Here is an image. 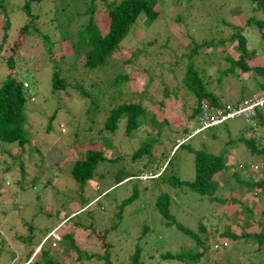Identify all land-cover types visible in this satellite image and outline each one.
I'll return each instance as SVG.
<instances>
[{
  "label": "rangeland",
  "instance_id": "obj_1",
  "mask_svg": "<svg viewBox=\"0 0 264 264\" xmlns=\"http://www.w3.org/2000/svg\"><path fill=\"white\" fill-rule=\"evenodd\" d=\"M14 1L20 3L22 0ZM85 2L92 5L91 0L51 2L61 9L58 21L64 24L68 22L63 29L69 26L77 29L75 25L81 26L88 20L89 15L82 14L80 10L84 9ZM105 3L106 0L95 1L97 9L94 17L97 22L101 23L104 19ZM159 6L160 14L157 19L146 27L143 22L145 15H141L123 41V46L129 48L132 45H145L155 38V44L148 46L149 56L145 58L138 54L136 63L115 61L116 57L113 56L103 67L95 69L98 75L94 76L83 66V58H78L75 66L67 63L62 54L71 56L74 51V46L67 41L65 51L54 50V55L59 59L62 69L67 71L71 67L74 71L62 76L68 80V86H59L57 91L53 90L54 65L48 57L46 60L41 54L38 60H34L36 49L29 54L25 67L20 68V64L12 68L6 67L7 65L0 67V83L9 73L28 82L30 91L27 93L26 106L32 109L28 144L19 146L17 143H5L0 146V264H36L42 258L43 250L61 264H104V260L75 259L77 254L70 246L69 237L64 239L63 236L73 233L81 249L101 252L104 250L103 242L97 237L90 238V230L110 227L113 220L117 221V228L109 234V239L114 242L115 248L119 246L117 253H122L125 248L127 253L133 252L136 244H143L141 258L144 259V264H188L176 258L160 257L162 251L167 249L177 253L181 249L187 250L189 244H194L184 231L174 225H165L161 214L151 217L137 210L140 213L136 219H132L134 209L151 211L164 190L172 198L171 212L178 221L195 230L203 239L201 247L198 246L197 249L204 251V254L199 261L191 264H256V261H247L253 255H258L255 251L257 243L244 238L224 237L222 233L228 229L236 234L263 229L264 186L257 184L249 189L244 181L232 173L239 164L241 166L244 163L248 165V173L255 181L264 179V153L252 152L243 140L253 139L259 149L264 150V126L254 120L250 128L244 127L242 124L245 121L237 117L217 127L218 130L215 131L218 137L215 139L208 137L207 129L196 134L204 126H200L198 116L191 119L188 116L193 114L198 102L195 96L186 94L181 82L182 70L178 68L175 71L174 68L180 56L184 57L183 62L189 61L187 56L195 43L219 40L220 37L225 38L229 53L238 56V51L234 48L237 41L230 40L238 20L245 24L249 17L256 16L264 21V8L254 10L250 0H159ZM18 12L15 14V23L11 24L15 29L21 19ZM178 15L195 25L190 36L183 28V21L178 20ZM3 25L4 21L1 20V30ZM251 27V24L246 23L243 32L248 37V50H257L258 55L247 58L246 61L251 67L264 65V38L259 34L264 32V25L255 29ZM107 30V26L102 29L104 33ZM23 53V50L19 52L21 55ZM5 56L0 59L5 60ZM227 62L222 57L208 55L204 62L197 64L202 70L199 76L202 75L207 86L215 95L220 96L219 100L225 105L239 100L240 90L242 86L249 84L250 77L264 80V75L254 69L248 72L239 69L237 72H241L238 76L230 73L221 84L219 71L228 66ZM121 73H134L131 84H123L125 99L130 98V88L136 90L138 86L148 87L149 93L144 102L146 106L141 104L148 113L144 116V122L140 119L139 127L131 135L126 133L125 119L120 120L115 135L109 140L111 145L106 150V155L114 153L118 159L111 164L100 165L96 174L82 185L71 173L75 160L85 149L104 145L102 137L95 139L93 143L87 141L90 140V135L98 134L99 129L97 113L94 115L96 109L93 108L97 102L90 103L96 97L104 107L109 101L122 97L110 86L112 77ZM177 86L179 88L175 92ZM107 88L111 90L110 94H107ZM259 92L263 93L261 90ZM255 95L262 96L260 102L264 104V94ZM32 96L34 99H31ZM133 98L137 101L139 95L134 94ZM103 113L98 115L99 118H106ZM51 115L56 117L52 122L53 129H48L47 121ZM88 132L90 135H86ZM148 135L159 139L156 143L158 146L154 144L150 153L153 166L145 167L142 178L127 182L125 181L129 178H111L113 174L123 172L124 168H131L128 160L133 150L146 141ZM182 142L183 146L177 149ZM193 148H207L214 152L223 151L225 154L229 168L219 175L222 187L215 194L217 200L211 201L208 197L185 188L166 182L158 184L149 179L151 175L147 170L157 172V175L168 170L182 180L192 179ZM148 156H143L141 163L138 162V168H143V163L149 160V164L152 163L151 159H147ZM156 156L158 163L154 161ZM131 163L136 165L134 160ZM131 170L128 174L134 173L136 167L133 166ZM138 179L141 180L139 198L121 208L122 201L131 195L133 184ZM234 198L237 200L233 201ZM246 206L251 210L245 209ZM50 214L52 215L48 216ZM144 220L148 223L153 221L150 222V232L145 237L140 235ZM199 222H202L205 230L199 227ZM129 224L133 228L126 236V231L121 228H127L126 225Z\"/></svg>",
  "mask_w": 264,
  "mask_h": 264
},
{
  "label": "trees",
  "instance_id": "obj_2",
  "mask_svg": "<svg viewBox=\"0 0 264 264\" xmlns=\"http://www.w3.org/2000/svg\"><path fill=\"white\" fill-rule=\"evenodd\" d=\"M91 1L92 5L85 2L83 4L85 10L80 9L82 14L87 13L89 15L88 20L81 26L75 25L77 29L70 26L67 29H63V26L68 24V22L64 24V22L58 21L61 9L56 7L55 3H52L53 5L51 4V2H54V0H22L20 3H16L14 0H0V21H4L3 29H0V58L6 55L5 60L0 59V67H5L7 65L6 67L12 68L17 64H20V68L25 67L28 64L29 54L33 49H36L34 60H38L39 54H41L42 57L44 55L46 60L48 57L52 65H54L53 68H55V72L52 74V81L54 84L53 90L57 91L59 86H68V80L66 77L62 76H65V74H67L69 71H74L71 67L67 71L62 69L59 59L54 55V50L65 51L67 41H70L74 46V51L71 56H65L66 54H62L63 57L67 59V63H69L70 66H75L79 61L78 58H83V66L88 68L94 76L98 75V72H96L95 69L103 67L113 58V56L116 57L114 59L115 61H123L127 64L130 62L136 63L138 54H142V56L145 58L149 56L148 46L151 45L152 47L155 44V38L147 41L145 45H141L139 47L132 45L129 48L123 46V41L129 35L132 27L140 19L141 15H145L143 22L146 27L158 18L160 14V6L158 7L159 0H106V11H104V19L101 23L97 22L94 17V12L97 9V5L95 4L96 0ZM250 2L254 10L264 8V0H250ZM16 12L19 13L21 19L18 20V26L15 29L11 24L15 23ZM178 20L183 21V28L190 36V32L191 30L195 29V25H191L189 22H186L180 15H178ZM247 20L248 21L246 23L251 24V28L254 29L258 26L264 25V21H260L256 16H251ZM246 23L244 24L241 20H238V23L236 24V30L232 32L230 37L231 41H237L234 48L236 51H238V56H232L229 53L225 38L220 37L219 40L211 39L210 41L195 43L190 48L191 52L187 56V60L189 61L183 62L182 58L184 57L180 56V58L175 62L176 68H174V70L176 71L178 68L182 70L181 82L185 87L186 94L190 97L195 96L196 102H198L197 108H195L193 114L188 117L191 119L194 116H198L200 126L203 125L201 119L203 114V109H201L202 101L207 102L213 113L217 112L218 110H225L227 106L219 100L220 96L215 95L212 89L207 86L202 75L199 76L202 73V70L198 68L197 64L204 62L206 58H208V55L216 56L217 58L222 57L228 61V66L219 71V82L221 84L224 77L230 73H232L234 76H238L241 71L248 72L250 69H254L260 75H264V65H256L251 67L246 61L247 58H252L256 56V54L258 55L257 50H248V37L246 38V35L243 32ZM253 25H255V27ZM105 26H107L108 30L104 33L102 29ZM198 29H200V27ZM259 34L264 38V32ZM260 40L262 39L260 38ZM22 50L24 51L23 55L19 54V52ZM208 62L211 61L208 60ZM239 69L241 71L237 72ZM132 75H134V73ZM132 75L128 73H121L113 76L110 81V86L114 91H116L117 94H121L122 97H117L115 100L109 101L107 106L104 107H102L103 105H101L100 100L96 97L90 103L92 104L93 102H97V105L93 108L96 109L94 115L97 113L96 118L99 120H97L99 129L97 130L98 134L93 136H91L90 132H88L86 135H90V140L87 141L93 143L96 141L95 139L102 137L104 139V145H101L99 148L92 147L85 149L84 152L81 153L75 160L71 168V173L74 179L82 185H85L86 180L88 178H92L96 174L97 168L100 165L105 166L108 163L111 164V162L118 159L115 158L117 154L114 155L113 153L111 156L106 155V150L111 145V141L109 142V140L113 138L112 135H115V131L118 128L120 120L122 118L125 119L124 123L126 126V133L128 135H131L133 130L139 127L138 124L140 119L141 122H144V116H146L148 113L147 109L143 107L146 106L144 102L146 94L149 93L148 87L146 85H143L142 88L138 86L136 90H131L130 88L129 90L131 92L128 91V96L130 98L127 97L125 99V96L123 95L125 94L123 92V84H131L133 77ZM248 80L249 84L247 86H242L240 90L239 100L230 104L233 105V107L237 108L239 105L246 104L248 100L251 99V97L257 96L255 94H264V80L255 79L252 77H250ZM23 83L24 80L12 75V73L6 75L2 83H0L1 147L5 143H17L19 146H25L30 140V117L32 109L26 106L28 89L24 88ZM178 88L179 86H177L175 92H177ZM105 90L107 94L111 93L109 88ZM248 90L253 91L249 92ZM260 90L263 93L259 92ZM67 92L71 94L69 91ZM99 94H101V92H99ZM134 94L139 95V100L134 101ZM93 108L89 109L91 110ZM101 113H103L106 118H99ZM55 117L56 116L51 115L48 118V129H53L52 122ZM237 117H240L245 121L244 124H242L244 127L248 126L250 128L253 125L254 120L255 122H258L260 126H264V105L253 110V114L245 112L238 113L235 115V117L229 118L221 124L204 127L202 130H198V133L196 134H199L205 131L204 129H207L209 131V134H207L208 137L215 139L218 137V134L215 131L218 130L217 127L224 125L229 120L235 119ZM88 128L89 131L92 130L90 126H88ZM175 129L177 128L175 127ZM145 140L146 141H143L141 145L135 149V151L133 150L130 160H128L131 168L133 166L136 167V171L134 170V173L128 174L132 170L130 167H127L124 168L123 172L119 174L117 173L115 175L113 174L111 178L114 177V179L118 180L129 178L125 182L135 178H142V176H144L145 167L150 168L153 166V160L150 158V153L152 146H155L154 144H156L159 139L157 140L156 137L148 135ZM243 140L248 145V147H250L252 152L257 154L264 153V150L259 149L253 139L243 138ZM183 144V142L179 143L177 149H179L180 146H183ZM156 145L158 146V144ZM191 150L194 153V176L192 179L182 180L178 175L171 173L168 170H165L158 175L157 172L147 170L151 175L149 179L151 182L158 184L166 182L172 186L174 185L179 188H185L197 193L200 196H206L211 201L217 200L215 194L222 187L220 185L219 175L223 170L228 171L229 168L224 152H214L207 148H193ZM146 154L149 155L147 159H151L152 163L149 164V160L143 163V168H138V162L141 163L140 161L144 158L143 156H146ZM157 157L158 156L154 158L156 163L159 162ZM133 160L135 161L136 165L131 163ZM248 170H250L248 165L246 166V164L241 163V166L239 164L238 168L235 169L232 174L235 175L236 178L244 181L248 185L249 189L256 186L257 184L264 186V179L255 181L252 178V175H249ZM49 181L50 184H52L51 179H49ZM140 181V179L135 181L131 195L122 201L120 205L121 208H124L126 205L139 198ZM236 200L237 199L234 198L233 201ZM171 201L172 198L170 197L169 192L164 190L156 199V206H154L151 211H146V209L143 208L134 209L132 210V219H136L135 217L141 211L149 214L151 217L161 214L165 225H174L178 229L184 231L194 241V244H189L187 250L181 249L177 253H174L170 249L162 251L160 254L161 259L176 258L188 264L197 262L204 254V251L201 252L197 249L198 246L201 247L203 239L195 230L178 221L177 217L171 212V210H173ZM245 209L251 210V208L247 206ZM51 215L52 214L48 216ZM150 222L153 221H149L148 223L144 220L140 235L145 237L150 232ZM79 224L82 223L79 222ZM111 224L112 227H106L105 229L92 228L90 230V238L97 237L98 239L102 240L104 250L101 252H98V250H83L78 245L73 233L64 234V239L66 236L69 237L70 246L76 251L77 255L75 259H78L79 261L82 259H88L92 261H94V259L96 261L104 260V264H144V259L142 260L141 258L144 246L143 244V246L136 244L134 246L133 252L127 253L126 248L121 251L122 253L116 252V249L119 246L115 248L114 242L109 239V234L114 230L116 231L117 221L113 220ZM126 227L127 228L122 227L121 230L126 231L124 234L127 236L130 234L133 225L129 224L126 225ZM199 227L202 230H205L202 222H199ZM222 234L224 237L231 236L234 239L244 238L246 241L257 243L258 246L256 247L255 251H257L258 255H253V257L248 258L247 262L253 263L256 261V264H264V226L263 229L261 228L260 231L256 232L243 231L242 234H236L228 229ZM119 250H121V248ZM43 251L42 258L36 261V264H40L41 262H44V264H61L60 261L52 258L47 253V251Z\"/></svg>",
  "mask_w": 264,
  "mask_h": 264
},
{
  "label": "built area",
  "instance_id": "obj_3",
  "mask_svg": "<svg viewBox=\"0 0 264 264\" xmlns=\"http://www.w3.org/2000/svg\"><path fill=\"white\" fill-rule=\"evenodd\" d=\"M258 100H252L250 104L239 105L237 108L233 107V105L228 104L225 110H218L213 113L209 107V105L204 102L202 104L203 114H202V122L203 126H211L215 124L221 123L223 120L233 117L238 113H253L254 107L258 104ZM227 117V118H226Z\"/></svg>",
  "mask_w": 264,
  "mask_h": 264
},
{
  "label": "clouds",
  "instance_id": "obj_4",
  "mask_svg": "<svg viewBox=\"0 0 264 264\" xmlns=\"http://www.w3.org/2000/svg\"><path fill=\"white\" fill-rule=\"evenodd\" d=\"M24 88H26V89H28V91H30L29 90V84H28V82L26 81V80H24ZM31 99H34V97L32 96L31 97ZM263 99V97L262 96H256V97H254L253 99H250L249 101L251 102L252 100H258L259 102H258V104H256L255 105V107H254V110L255 109H257V108H259V107H261L262 105H264L263 103L261 104V102H260V100H262ZM250 102H247L246 104H250ZM204 103V102H203ZM202 103V104H203ZM207 103V102H206ZM202 104H201V109H202ZM229 103H227L226 105H228ZM261 104V105H260ZM56 112H57V110H55ZM55 112V113H56ZM253 114V113H252ZM233 117H235V116H233ZM233 117H230V118H233ZM229 118H227V119H225L224 121H226V120H228ZM224 121H222L221 123H223ZM221 123H219V124H221ZM215 125H217V124H215ZM202 127H203V125H202Z\"/></svg>",
  "mask_w": 264,
  "mask_h": 264
}]
</instances>
